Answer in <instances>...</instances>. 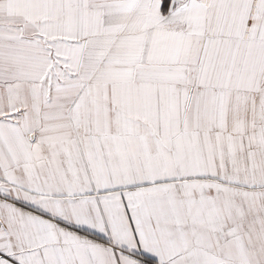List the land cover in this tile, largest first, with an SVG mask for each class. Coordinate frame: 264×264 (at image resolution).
<instances>
[{"label": "snow or ice", "instance_id": "obj_1", "mask_svg": "<svg viewBox=\"0 0 264 264\" xmlns=\"http://www.w3.org/2000/svg\"><path fill=\"white\" fill-rule=\"evenodd\" d=\"M0 264H264V0H0Z\"/></svg>", "mask_w": 264, "mask_h": 264}]
</instances>
